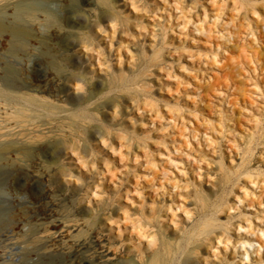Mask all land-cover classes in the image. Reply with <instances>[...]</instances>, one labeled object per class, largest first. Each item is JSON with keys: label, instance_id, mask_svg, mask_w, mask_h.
Instances as JSON below:
<instances>
[{"label": "rangeland", "instance_id": "obj_1", "mask_svg": "<svg viewBox=\"0 0 264 264\" xmlns=\"http://www.w3.org/2000/svg\"><path fill=\"white\" fill-rule=\"evenodd\" d=\"M174 1L127 3L108 57L109 28L77 17L119 0H0V105L17 126L0 131V225L18 233L0 264L52 222L111 228L146 264H264V0ZM84 37L104 53H76Z\"/></svg>", "mask_w": 264, "mask_h": 264}, {"label": "bare ground", "instance_id": "obj_2", "mask_svg": "<svg viewBox=\"0 0 264 264\" xmlns=\"http://www.w3.org/2000/svg\"><path fill=\"white\" fill-rule=\"evenodd\" d=\"M57 0H33V3H46V2H55ZM121 5H112L109 7V14L103 15L102 17L96 18L94 20H89L90 18H86L83 15H79L77 18L86 19L88 25L91 27V30H98L99 32L107 34L108 31L106 28H109L110 32V40L108 44L109 53L115 50L114 44H118L117 38L123 36V32H125L130 24L129 16L125 13L127 3H130L131 6L135 9L138 8V0H119ZM175 3V1L173 0ZM193 3L199 8H204V6L200 3H197L196 0H192ZM158 7L156 8V10ZM148 11L146 9H143ZM33 13V10H30ZM207 10H203L204 19L207 18ZM168 19H164V23L162 25V31L165 28L172 27L171 23L167 26V21H171V14H168ZM202 17L197 18L196 23L200 22ZM189 23L195 24L192 21V18ZM137 27H142L139 24ZM145 26H143L144 28ZM264 28V25L262 26ZM0 28H2L0 26ZM199 31L203 33V29L201 28ZM21 33V32H20ZM19 32H15L16 36H20ZM195 34V33H193ZM138 38H142L139 34ZM100 40H95L90 37H84L79 42H74L71 44V48L75 50L76 53L82 52L85 49L87 52L92 50H99L101 53H104V48L100 44ZM128 44V43H127ZM83 51L84 53L75 57L76 60L80 61L81 59H85L90 66L91 57L88 56V53ZM119 53V52H118ZM98 58V57H97ZM100 62V60H98ZM107 72H113L111 70V66H107ZM120 67V66H119ZM93 75L95 74L94 70H92ZM102 75V74H100ZM77 82H83V80L78 79ZM81 84L75 86L73 95L78 96L82 92ZM5 93H15V88L6 87L4 89ZM4 115L6 116V109L0 105V131L3 129H7L8 131L16 129L17 126L12 127L9 125L10 123L4 124ZM45 130V129H42ZM112 148V147H111ZM113 149V148H112ZM200 186L201 182H200ZM89 203V201H88ZM89 206V204H87ZM171 209V207H169ZM157 221V232L159 234L160 239H164V227L161 220V216L156 217ZM3 225V224H2ZM0 225V226H2ZM2 228L5 230L0 233V244L5 247L15 246L14 239L18 233H15L16 227L11 224L3 225ZM111 228L108 229H83L80 226L74 225H66L62 223H48L43 224L37 228L32 230L31 238L27 241L23 242L25 246H21L22 250V260L15 264H146L143 258V251L141 248L131 247V242L129 245L125 244L126 242L122 240H112L111 236L108 234ZM104 231H107V234H104ZM176 231V227L173 228V232ZM132 241V240H131ZM156 236H152L150 238L149 244H155ZM249 240L242 242L241 253L242 255H248L247 250L244 248L247 244H249ZM245 249V250H243ZM234 252L236 253V248L233 247ZM156 252V251H155ZM154 260L158 261V252L155 253ZM3 255L0 254V258Z\"/></svg>", "mask_w": 264, "mask_h": 264}]
</instances>
